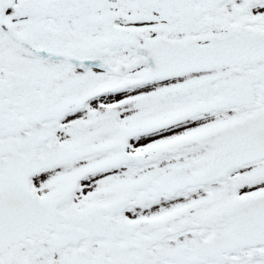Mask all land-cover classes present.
Segmentation results:
<instances>
[{"label":"snow or ice","instance_id":"obj_1","mask_svg":"<svg viewBox=\"0 0 264 264\" xmlns=\"http://www.w3.org/2000/svg\"><path fill=\"white\" fill-rule=\"evenodd\" d=\"M0 264H264V0H0Z\"/></svg>","mask_w":264,"mask_h":264}]
</instances>
